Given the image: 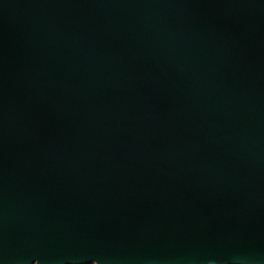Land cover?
<instances>
[{
	"label": "water",
	"instance_id": "1",
	"mask_svg": "<svg viewBox=\"0 0 264 264\" xmlns=\"http://www.w3.org/2000/svg\"><path fill=\"white\" fill-rule=\"evenodd\" d=\"M0 264H264V0H0Z\"/></svg>",
	"mask_w": 264,
	"mask_h": 264
}]
</instances>
